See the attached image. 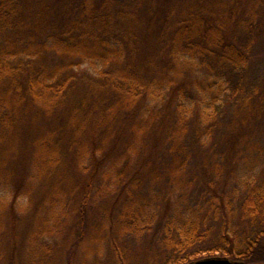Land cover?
I'll list each match as a JSON object with an SVG mask.
<instances>
[{"label": "trees", "instance_id": "16d2710c", "mask_svg": "<svg viewBox=\"0 0 264 264\" xmlns=\"http://www.w3.org/2000/svg\"><path fill=\"white\" fill-rule=\"evenodd\" d=\"M262 37L264 0H0V264H51L73 219L87 253L109 241L118 256L127 237L153 234L166 255L152 264H264L259 142L234 152V176L208 150L198 204L188 176L230 104L236 124L262 104L249 82ZM230 177L234 196L215 194Z\"/></svg>", "mask_w": 264, "mask_h": 264}, {"label": "rangeland", "instance_id": "374dc122", "mask_svg": "<svg viewBox=\"0 0 264 264\" xmlns=\"http://www.w3.org/2000/svg\"><path fill=\"white\" fill-rule=\"evenodd\" d=\"M249 82L250 84L257 86L259 92L264 91V37L257 42L251 67V79ZM256 102L257 101H253L250 110L243 113L245 114L244 117L247 122L241 124H236L234 121L238 116V106L230 104L225 110L226 113L223 116L224 123L221 130L215 133L213 137L209 138V142L205 147H198V151H196V156L191 165L190 173H188V176L191 174L199 177V185L196 186L194 189L195 194L192 195V201L194 204H198V196L205 189V186H203L204 178L201 176V170H203L202 160L209 149L214 148L218 152L226 153V157L223 158L224 163L229 172L234 176L235 173L233 171L236 170L235 166L238 162V160L234 158V152L236 154L239 148L256 140L261 145L260 164L262 165L260 166L259 173H264V99L262 104H257ZM157 141L158 140L152 141L149 149L152 150L151 155L153 159L158 162L161 161L167 153L163 144H161L160 147H157L160 144V142L157 143ZM233 180L234 179L230 177V182L227 180V183H225L222 179L221 181L218 179L216 182V188L213 192L217 195L223 193L227 197H231V195L234 196V192L231 189L234 182ZM162 192L166 199L167 192L164 184L162 186ZM234 205V209L237 210L238 205L236 200L234 201ZM120 206L121 205H118L117 208L115 207V214L116 212L118 213ZM173 209L174 204L165 202V200H162L159 206L160 215L163 216L169 215L168 213ZM236 210L231 214V217H233L232 219L229 215L231 221L229 222L230 224H228L231 226H239L242 224ZM99 214L100 212L98 210L93 209L89 211L88 215L92 219L89 223L91 224L98 220V217L100 216ZM205 215L208 216L209 224L213 227V235L219 234L218 232L222 225L221 219L217 218L212 211L210 212L209 208L204 209V218L206 217ZM71 222L73 223L69 224L67 227L68 229L65 232L66 235L64 233L61 238V242L57 247L58 250L54 254V259L51 264H152L158 257L166 255L159 237L153 239V234H147L141 237H127L122 245L123 249H118V256H114L115 254L110 248L109 241H107V243L104 241L100 248L97 247L92 253H87L82 247L76 245V238L70 235L71 227L75 223L74 219ZM212 243H214V241L211 242V244H208V247H211ZM211 252V249H208L203 253V256L210 254ZM218 255L219 253H217L216 256Z\"/></svg>", "mask_w": 264, "mask_h": 264}, {"label": "water", "instance_id": "95a60500", "mask_svg": "<svg viewBox=\"0 0 264 264\" xmlns=\"http://www.w3.org/2000/svg\"><path fill=\"white\" fill-rule=\"evenodd\" d=\"M189 264H245V263L239 261H233L227 257L215 256V257H209L195 262H191Z\"/></svg>", "mask_w": 264, "mask_h": 264}, {"label": "flooded vegetation", "instance_id": "af4514ba", "mask_svg": "<svg viewBox=\"0 0 264 264\" xmlns=\"http://www.w3.org/2000/svg\"><path fill=\"white\" fill-rule=\"evenodd\" d=\"M257 240L258 241H264V237H258ZM224 257H227V258H230L231 260H233L229 254L224 256ZM233 261H236V260H233ZM239 262H242V261H239ZM245 264H247V263H245ZM248 264H257V263H248Z\"/></svg>", "mask_w": 264, "mask_h": 264}]
</instances>
